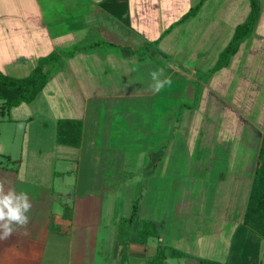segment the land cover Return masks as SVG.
<instances>
[{"label": "crops", "instance_id": "crops-1", "mask_svg": "<svg viewBox=\"0 0 264 264\" xmlns=\"http://www.w3.org/2000/svg\"><path fill=\"white\" fill-rule=\"evenodd\" d=\"M126 1V19L122 20L114 14L116 9L117 13L122 12L123 7L118 8L122 0H0V38L7 36L17 48L11 59H26L31 55L22 46L36 49L33 56L36 59L53 50L59 55V66L38 95L30 102L15 106L26 104L24 116L3 121L12 124V131L10 144L0 149V156L8 161L7 165H0V178L10 181L18 192H27L33 208L29 213V234L17 232L0 241V264H44L50 241L49 247L56 258L63 257L67 251L66 258H60L63 263L57 258L51 259V264H147L158 245L172 247L159 240L152 241L153 236L159 239V234L150 235L145 243L131 236L123 260L113 226L106 232L107 225L115 224L116 229L117 223L109 216L104 221L100 215L102 197L106 196L93 194L92 188H86L83 193L66 192L63 184H57L58 177L79 171L76 166L63 168L69 154L65 146L77 148L80 156V148L87 138L95 148L102 146V166L92 172L100 180L102 189L111 193L114 188L111 180L123 169L119 163L120 150L104 147L109 137L118 133L108 120L116 121L112 120L113 115L120 111L127 114L122 122L133 127L132 132L138 128L134 134H142L138 135L141 138L158 135L161 108L155 98L160 92L153 93L148 87L149 71L157 68H162L164 76L171 79L165 91L176 86L174 74H180L188 81L189 102L197 101L199 105L188 109V136H192L188 137V151L191 156L195 155L192 159L199 161L198 152L205 155L204 160H219L223 155L228 159L227 167L217 170L218 179L214 184L218 187L230 181L227 193L239 194V197L235 195L237 200L232 205L237 207L236 213L232 212L237 218L230 222L232 227H228V238H225L227 250L221 258L202 257L217 261L227 258L231 235L242 221L264 136V107L261 108L264 101L258 108L252 100L258 95L259 87L264 89V62L248 57L250 50L245 52L244 59L241 53L234 52L222 66L214 68L235 26L241 23L234 20L228 26L226 37L224 0H218L210 8L206 0L194 16L179 22L197 1L190 6L185 4L182 11H178V6L186 0ZM74 46L78 49L73 54L64 55ZM162 59H188V70L173 60L164 63ZM138 111L148 112L152 119L146 121L145 127L135 119ZM48 125L51 130L46 139L41 129ZM30 126L35 129L33 137L27 133ZM60 126L66 140L77 139L78 144L60 142L57 136ZM25 138L26 144L30 146L31 142L32 147H24ZM251 146L252 157L251 153L248 156ZM23 158L37 161L34 164L37 167H21ZM43 160H51L53 168L42 167L49 166L41 164ZM209 203L207 218L201 223L199 214L194 213L193 218L188 216V232L193 224L194 230L197 226L204 228L201 235L195 231L192 236L186 235L196 245L191 249L196 252L202 250L208 240L206 236L214 235L208 226H215L212 220L215 207L213 201ZM133 228L137 232L140 229L138 223ZM62 244H67L63 255L58 252ZM179 250L188 254L177 256L186 259L185 264L202 259L194 251L191 254L188 250ZM98 256L104 258L98 259Z\"/></svg>", "mask_w": 264, "mask_h": 264}, {"label": "rangeland", "instance_id": "rangeland-1", "mask_svg": "<svg viewBox=\"0 0 264 264\" xmlns=\"http://www.w3.org/2000/svg\"><path fill=\"white\" fill-rule=\"evenodd\" d=\"M196 1L198 2L199 0H186L180 3L178 11H182V6L183 9H185V4L188 3V6H190ZM224 1L225 34L227 37L229 34L228 26H230L234 20L235 22H242L246 18L249 11V1ZM216 2H218V0H209L207 7L210 8L211 5L215 7L217 5ZM14 47L15 45L10 43L7 36L4 39L0 38V72L12 77L27 76L38 62V59L33 57L36 53V49H27L29 46H22L21 49L29 51L31 55L26 59H11L13 53L17 50V48ZM244 48L245 50L243 52ZM250 50L252 52L251 54H247L248 57L258 59V62H262V60L264 62V0H260V10L256 25L250 31L249 35L238 43L235 53H241L239 55L244 59V55L247 56L245 52ZM231 56L232 54L225 59H230ZM162 60L164 63H167L168 60H173L180 64L185 71L188 70V59ZM58 63L59 62H57L54 70L59 66ZM189 65L191 64L189 63ZM174 76L177 79L176 86L172 88L171 91H165L163 89L155 98L160 104L159 108H161L159 113L160 128L157 136L148 134L143 135L144 138H141V136L138 135L142 134H134L138 128L137 130L134 128V132H132L133 127H128L122 122L127 119V114L120 111L113 115L112 120L116 121L108 120V123L113 126L112 129L118 131L119 134H112L109 140L106 141L104 147L120 150L121 156L119 157V163L121 164V169H123L117 178L113 177V180H111L112 186H114L111 193L102 189L99 177H97L99 180L97 181L92 172L93 169H100L102 166V161L100 159L102 146L99 145L98 148H95V145H90L88 143L87 138L85 144L80 148V156H78L79 150H77V148L65 146V152H69V154L66 158L67 163L63 168H66L65 166L72 168L76 166V169H79V171L75 170L70 174L71 176L65 175L58 177L57 184H63L66 192L78 191V193H83L86 188H92L93 194L106 196L105 198L102 197V204L100 206V215L104 217V221L108 219V216L110 219L112 218L115 223H117L121 217H129L132 212L133 202L137 203V211L132 213L133 216L130 222L128 221L129 225H127V228H123L126 231L122 234V239L124 241H126L127 236L139 238L137 230L133 228L135 224L138 223L139 228L145 225V228L151 230L152 234H159V239L153 236L155 239H152V241L159 240L162 244L188 250L191 254L196 252L195 250H191L195 249L196 245H193V242L189 241L186 235L192 236L194 231L201 235L204 228L202 225L197 226L199 231L197 228L194 230L195 224H193L188 232V216L190 215L189 217L193 218L194 213L199 214L198 219L199 223H201L204 218H207L205 215L207 214L206 212L210 210L209 200H211L214 202L213 206L215 207L212 220L216 223H213L215 224L213 227L210 224L208 230L214 233V235H212L211 238L206 236L208 240H205L204 246L201 247L202 250L197 251L196 254L199 258L207 257L220 259L224 250H227L225 238H228V229L232 227L230 222L237 218L232 215L236 213L237 207H232V205L235 203L234 201L237 200L235 199V195L239 197V194L227 193L230 181H226L223 183V186L218 187L214 184V181L218 179L217 170L227 167L228 159L226 155H223L219 160L209 161L204 160L205 155H201V152H198L196 155L199 161H196V159H192L195 155L191 156L189 154L188 137L192 138V136H188V109H192L196 106L199 108V105L197 101H195L194 104L189 102L188 81L181 77L180 74L175 73ZM259 88L257 96L250 95V97L253 96L252 100L254 104H258V108H260L261 103L264 101V89L261 87ZM243 100L249 102L247 98ZM25 105L26 104L18 108L12 107L9 111L6 110L4 115L0 113V149L3 145L7 146L10 144L12 131V124L3 121L9 117L13 118V116H24ZM263 107L264 103L261 108ZM199 116L200 115H196L195 118H199ZM135 119L139 121V124L142 123L143 127L146 126L147 120H152L148 117V112L141 113L140 111L137 112ZM20 125L24 126V124ZM17 130L20 131L19 128ZM42 130L47 139L51 130L50 125L41 129V131ZM34 132V127L31 128L30 126L27 132L28 135L33 137ZM31 141H33V139H31ZM26 143L25 138L24 147L28 146ZM29 143L30 146L28 147H32L31 142ZM248 151V156L250 153L251 157L252 155L254 156L252 146L250 148L248 147ZM50 161L43 160L40 163L49 165L42 167L53 168L51 167L52 161ZM233 162H235V160ZM7 164V159L0 156V165L4 166ZM34 164H37V161H27L26 158H23L21 161V167H37ZM212 166L213 169L211 168ZM50 173L51 171L49 170V178H51ZM241 188H243V182ZM107 195H109V197ZM198 200L199 203H197ZM233 211L235 213H232ZM107 226L106 232L108 233L110 226H113L114 234L116 238H118L116 229L114 228L115 224ZM223 226H225L224 231L222 229ZM259 241L260 250L258 257L260 263L264 264V238L259 239ZM117 242H119L118 239ZM100 245L101 241L98 242V246ZM49 246H52L51 241ZM49 246L47 248L44 264H51V259L55 261L58 258V256L56 258L55 252L52 251ZM119 247H121L120 244ZM66 248L67 244H64L63 247H59L58 252L63 255ZM218 248H220V250ZM66 253L67 251L64 252L63 257L60 256L58 258L61 261L60 263H63V260L60 258H66ZM100 258L103 259L104 257L98 256V259ZM185 260L186 259L182 257L180 258L168 254L161 264H185ZM192 261L204 264L200 259L196 261L191 260V263L194 264ZM191 263L188 261V264Z\"/></svg>", "mask_w": 264, "mask_h": 264}, {"label": "trees", "instance_id": "trees-1", "mask_svg": "<svg viewBox=\"0 0 264 264\" xmlns=\"http://www.w3.org/2000/svg\"><path fill=\"white\" fill-rule=\"evenodd\" d=\"M122 1L121 4H123H119L118 6L119 10L121 6L123 7V9H121L122 12L119 11L117 13L116 9L114 10V14H117L124 20L126 19L125 12L127 9V1ZM205 1L206 0H199L192 5L178 22L185 20L187 17L194 16ZM248 1L249 12L246 18L235 26L234 33L226 47L220 53L214 68L222 66L226 61L225 58L236 51L238 43L246 38L256 25L260 10V0ZM77 49L78 47L74 46L66 51L64 55H71ZM58 59L59 55L57 51L53 50L49 52L47 55L40 57L36 66L24 77H12L0 72V112L5 113L6 110L9 111L12 107L32 101L48 82ZM77 131H79V129ZM57 136L60 142L78 144L77 139L75 141L66 140L64 129L61 126L58 128ZM136 206L137 203L133 202L131 215H129V217L119 218L116 224V235L118 236L117 239L121 246L119 253L123 260L127 256V247L130 242V237L128 236L126 241L122 239V234L126 232L123 228H127V225H129L128 221L130 222L133 216L132 213L137 211ZM138 234L139 241L145 243L147 238L152 235V232L151 230H147L145 225H143L138 230ZM261 238H264V136L256 161L252 186L244 209L242 221L235 227L231 235L227 258L224 261L202 258L201 261L204 264H262L258 257L260 250L259 239ZM168 254L172 256L188 255L186 252L179 249L158 245L156 252L147 264H161ZM122 263L123 262H121V264Z\"/></svg>", "mask_w": 264, "mask_h": 264}, {"label": "clouds", "instance_id": "clouds-1", "mask_svg": "<svg viewBox=\"0 0 264 264\" xmlns=\"http://www.w3.org/2000/svg\"><path fill=\"white\" fill-rule=\"evenodd\" d=\"M149 77L151 83L148 87L153 93H159L171 84L170 77L164 76L162 68L150 70ZM32 208L33 201L27 192H18L10 181L0 178V241L7 240L17 232L25 236L29 234V213Z\"/></svg>", "mask_w": 264, "mask_h": 264}]
</instances>
